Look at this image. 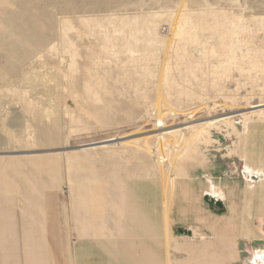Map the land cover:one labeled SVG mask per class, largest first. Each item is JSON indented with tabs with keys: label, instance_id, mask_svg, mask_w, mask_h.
Listing matches in <instances>:
<instances>
[{
	"label": "rangeland",
	"instance_id": "obj_1",
	"mask_svg": "<svg viewBox=\"0 0 264 264\" xmlns=\"http://www.w3.org/2000/svg\"><path fill=\"white\" fill-rule=\"evenodd\" d=\"M260 113L264 0H0V210L23 204L24 180L58 179L46 203L68 262L85 158L142 179L153 166L163 212L186 211L183 264H258L264 188L242 169L264 160Z\"/></svg>",
	"mask_w": 264,
	"mask_h": 264
},
{
	"label": "crops",
	"instance_id": "obj_2",
	"mask_svg": "<svg viewBox=\"0 0 264 264\" xmlns=\"http://www.w3.org/2000/svg\"><path fill=\"white\" fill-rule=\"evenodd\" d=\"M263 161L255 157L253 165L246 164L242 169L250 184L262 188ZM140 170L146 178L142 179L140 173L120 176L117 168L97 172L88 159L72 160L69 196L76 243L70 248L69 262L68 254H63L62 227L46 203V195L59 187L58 179L51 183L24 180L20 189L23 204H18L16 194L2 197L7 203L3 208H9L7 213L0 210V264H183L186 211H167L164 206L163 212L152 179L153 166L145 165ZM215 192L214 196L224 199L223 191ZM14 209L21 210L17 214ZM167 226L168 236L164 234ZM191 230L193 240L205 237L200 227ZM223 254L224 247L220 259L225 258ZM255 259L259 264L264 251Z\"/></svg>",
	"mask_w": 264,
	"mask_h": 264
},
{
	"label": "bare ground",
	"instance_id": "obj_3",
	"mask_svg": "<svg viewBox=\"0 0 264 264\" xmlns=\"http://www.w3.org/2000/svg\"><path fill=\"white\" fill-rule=\"evenodd\" d=\"M258 116H264V113H260Z\"/></svg>",
	"mask_w": 264,
	"mask_h": 264
}]
</instances>
